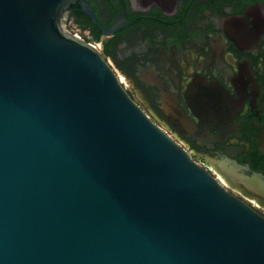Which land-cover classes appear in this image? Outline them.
<instances>
[{"label": "water", "instance_id": "obj_1", "mask_svg": "<svg viewBox=\"0 0 264 264\" xmlns=\"http://www.w3.org/2000/svg\"><path fill=\"white\" fill-rule=\"evenodd\" d=\"M75 1L0 0V264H264V218L63 27Z\"/></svg>", "mask_w": 264, "mask_h": 264}, {"label": "flooded vegetation", "instance_id": "obj_2", "mask_svg": "<svg viewBox=\"0 0 264 264\" xmlns=\"http://www.w3.org/2000/svg\"><path fill=\"white\" fill-rule=\"evenodd\" d=\"M120 16L122 27L104 35ZM61 23L100 51L196 164L264 218V0H76Z\"/></svg>", "mask_w": 264, "mask_h": 264}]
</instances>
